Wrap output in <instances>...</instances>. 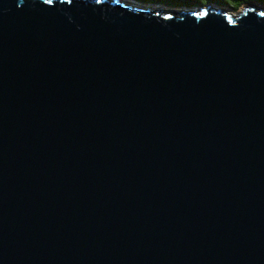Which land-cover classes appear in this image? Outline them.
Returning <instances> with one entry per match:
<instances>
[{
  "label": "water",
  "instance_id": "obj_1",
  "mask_svg": "<svg viewBox=\"0 0 264 264\" xmlns=\"http://www.w3.org/2000/svg\"><path fill=\"white\" fill-rule=\"evenodd\" d=\"M0 0V264H264V7Z\"/></svg>",
  "mask_w": 264,
  "mask_h": 264
},
{
  "label": "trees",
  "instance_id": "obj_2",
  "mask_svg": "<svg viewBox=\"0 0 264 264\" xmlns=\"http://www.w3.org/2000/svg\"><path fill=\"white\" fill-rule=\"evenodd\" d=\"M139 3H151L154 5L170 6L171 8L179 7H203L207 4H216L223 8L237 10L248 2H254L264 7V0H136Z\"/></svg>",
  "mask_w": 264,
  "mask_h": 264
},
{
  "label": "rangeland",
  "instance_id": "obj_3",
  "mask_svg": "<svg viewBox=\"0 0 264 264\" xmlns=\"http://www.w3.org/2000/svg\"><path fill=\"white\" fill-rule=\"evenodd\" d=\"M243 8V6H241L240 8H238L237 10H241ZM229 9V8H227ZM237 10H231V11H237Z\"/></svg>",
  "mask_w": 264,
  "mask_h": 264
}]
</instances>
